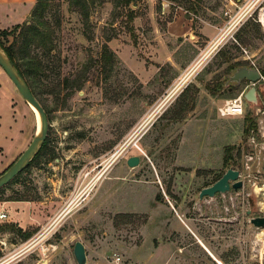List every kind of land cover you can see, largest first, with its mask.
Here are the masks:
<instances>
[{"label":"rangeland","instance_id":"1","mask_svg":"<svg viewBox=\"0 0 264 264\" xmlns=\"http://www.w3.org/2000/svg\"><path fill=\"white\" fill-rule=\"evenodd\" d=\"M46 2L40 28L51 36L52 52L37 39L27 52L31 66L42 68L38 100L49 121V151L0 188V212L24 199L34 206L12 214L26 217L32 209L35 218L26 222L9 212L0 220V264H78L77 241L87 264H218L190 232L173 245L177 258H168L174 234L164 193L228 264H264V227L251 222L264 216V78L257 83L259 103L246 101L243 115L227 121L218 111L249 88L245 80L230 91L226 77L234 68L255 66L264 76V0ZM178 16L183 22L173 27H182L168 31ZM0 21V28L9 24ZM105 47L114 56L110 72ZM0 52L11 61L1 45ZM4 84L22 99L0 65ZM23 100L11 134L5 128L17 102L1 99L0 177L38 135L39 119ZM217 135L224 146L233 143L227 163L206 161ZM134 155L141 163L130 167ZM229 168L240 172L243 186L200 199L201 189ZM10 224L33 233L25 239Z\"/></svg>","mask_w":264,"mask_h":264},{"label":"crops","instance_id":"2","mask_svg":"<svg viewBox=\"0 0 264 264\" xmlns=\"http://www.w3.org/2000/svg\"><path fill=\"white\" fill-rule=\"evenodd\" d=\"M36 2H37V0H0V20L9 22V24L0 28V30L1 29H8L9 27L11 28L13 26H16L17 24H21L24 21H26L29 18L31 11H32L34 5L36 4ZM179 18L183 22L182 16H178L175 20L169 22L168 31H174L175 32L182 27L183 23L181 24V26L173 27ZM1 22L2 21H0V24H1ZM2 97L5 98L6 100H8V102L10 101V103H12L13 100H15V102H17V104L14 108V111L11 110V112H10L11 117L8 120L7 126L5 128V130L10 131L11 134H14V133L16 134V131L18 130V128H17L18 123H19V120L21 118L20 115L24 111L23 107H25L24 106L25 102H23L24 98L22 96V99H20L18 96V92H17L16 88H14V87L12 88V86H10L8 84H6V85L4 84L2 87H0V105H1ZM12 106H13V104L11 105V109H13ZM23 114L24 113H22V116H23ZM221 117H224V116H221ZM227 117H239V116H226L225 117L226 120H227ZM227 121H229V120H227ZM1 125H2V123H0V127H1ZM238 132H240V127H239V129H237V134L235 135L236 136L235 138H238V136H239ZM231 138H233V140L232 139L231 140L234 141V136H232ZM210 139H211V137H210ZM215 140H218V141L215 143H210L205 149V154L207 156L206 161L207 162H215V163L222 162V161L224 162L225 147L228 145H233V143L232 144L228 143L226 146H224V144L221 141L222 139L219 138V135H217V139H215ZM212 156L214 157V159L212 158ZM164 194H165L167 199H165V204H162V205L163 206L165 205L169 209V218H168L169 231H171L172 234H174L173 236H171V237H174V239L172 240V238H169V240H168V258L170 260H173V261L177 258V256H178L177 252L178 251H176V250H178V249L175 248L173 245H175V243H177L180 240V237H184L190 232V233H193L195 235L196 240L199 243V245H201V247L203 249H205V251L207 253H209V255L218 264H220V263L221 264H228L227 261L222 256L219 257L218 255H216L206 245V243L201 239V237L196 234L195 228H194L196 226H195L192 218H188L187 214L184 215L182 213L181 204H178L177 202H173L172 199L169 197L168 193H164ZM27 202H29L30 204H28ZM23 204H27L28 207L30 205L34 206V204H32V201H23V200L13 201L9 204L5 203L4 206L9 208V212L12 214L11 211L13 209L15 212H18L17 210H19V209L20 210L25 209V208L19 207L20 205H23ZM31 211H32V209H29L27 211L28 213H27L26 217L19 216L18 214H15V215L12 214V216L15 219L24 218L26 222H29L30 219L35 220V218L33 216H31Z\"/></svg>","mask_w":264,"mask_h":264},{"label":"water","instance_id":"3","mask_svg":"<svg viewBox=\"0 0 264 264\" xmlns=\"http://www.w3.org/2000/svg\"><path fill=\"white\" fill-rule=\"evenodd\" d=\"M0 65L4 68L6 73L12 79L21 95L31 104L36 106L41 113L42 118V133L40 136H36L28 148L17 159L9 171H7L2 177H0V188L8 184L13 180L23 168L32 160L42 143L46 140L49 130V121L47 112L43 105L39 102L36 96L33 94L31 88L22 79L20 74L15 70L16 68L11 61H8L0 52ZM229 82L235 86L239 85L242 81H248L251 85L245 92L244 96L248 102L258 104L259 103V90L257 83L261 80L262 74L255 66H239L228 75ZM127 163L130 167L137 166L141 163V157L134 155L128 158ZM240 172L236 169L229 168L221 178L210 186L201 189L199 197L211 198L217 193H226L234 188L238 190L243 186V182L239 180ZM251 222L256 227H264V216L252 217ZM74 254L78 264H87V253L83 242L77 241L74 246Z\"/></svg>","mask_w":264,"mask_h":264},{"label":"trees","instance_id":"4","mask_svg":"<svg viewBox=\"0 0 264 264\" xmlns=\"http://www.w3.org/2000/svg\"><path fill=\"white\" fill-rule=\"evenodd\" d=\"M46 1L47 0H37L29 16V21L26 20L21 24H17L16 26H13L11 30L2 29L0 31V45L3 47L5 53L7 54L11 62H13L18 73L20 74L22 79L26 82V84L31 88L33 94L36 96L37 99L40 96L37 77L40 75V71L42 68L40 67L38 69L37 68L38 66L35 68L31 66L32 62L29 58L30 55L27 52V48L31 45L32 40L37 39L38 42L43 47L44 51L48 53L52 52V47L50 46L52 42L51 36L48 33H46L43 28H40V25L43 24L42 19L46 11V3H47ZM127 1L128 3H130L132 0H127ZM169 21L171 22L173 21V19H170ZM10 36H13L12 41H10ZM102 56H103L104 68L108 69V72H110L114 65L113 52H111V50H109L108 47H105ZM250 130H251V126L250 125L247 126L245 122V130H244L245 133L249 134ZM48 141L49 140L46 139L42 143L41 147L39 148L35 156L32 158L27 168L30 167L31 165H34V163H38L43 158L44 155H47L49 151ZM233 148H234L233 145H228L225 147L224 163H227L228 160L230 159ZM161 197H162L161 194L157 195V199H160ZM10 225L12 227L14 226L16 231L19 234H21L25 239H28L33 233L32 231L23 230L19 226H15L13 224Z\"/></svg>","mask_w":264,"mask_h":264},{"label":"built area","instance_id":"5","mask_svg":"<svg viewBox=\"0 0 264 264\" xmlns=\"http://www.w3.org/2000/svg\"><path fill=\"white\" fill-rule=\"evenodd\" d=\"M263 15H264V13L260 14L259 20H262ZM263 78H264V76L262 75L261 79H263ZM250 85L251 84L249 83L247 86L250 87ZM246 91L247 90L245 89L241 93H239L237 96L226 99L224 101V103L218 108L219 114L221 116H224V117L243 115L245 113V108H246L245 104L247 101L245 96H244ZM259 99H261L260 93H259ZM259 124H260L259 125V131L262 132V135H264V119L261 120ZM250 138L253 142H255V135L254 134H252ZM5 219H8V213L1 211L0 212V220H5Z\"/></svg>","mask_w":264,"mask_h":264},{"label":"bare ground","instance_id":"6","mask_svg":"<svg viewBox=\"0 0 264 264\" xmlns=\"http://www.w3.org/2000/svg\"><path fill=\"white\" fill-rule=\"evenodd\" d=\"M2 55L6 58V56L2 53ZM7 59V58H6ZM16 70V69H15ZM191 72H193V70L192 71H190V73ZM189 73V74H190ZM188 78V75L184 78V79H187ZM183 79V80H184ZM182 80V81H183ZM179 84H180V82H179ZM178 87V86H177ZM176 90L177 89H175L169 96H168V98H167V100L169 99V97L170 96H173L174 95V93L176 92ZM30 105L32 106V108H33V110H34V112L36 113V115H37V117H38V119H39V130H38V132L40 131V133H38L37 132V136H40L41 135V133H42V118H41V113H40V111L38 110V108L36 107V106H34L33 104H31L30 103ZM257 188V187H256ZM259 191H260V188L258 189ZM262 191H264V189H262ZM221 264V263H220Z\"/></svg>","mask_w":264,"mask_h":264},{"label":"flooded vegetation","instance_id":"7","mask_svg":"<svg viewBox=\"0 0 264 264\" xmlns=\"http://www.w3.org/2000/svg\"><path fill=\"white\" fill-rule=\"evenodd\" d=\"M233 71V70H232ZM232 71H231V73H232ZM230 73V74H231ZM226 81H228V85H230V91H232L233 90V88L235 87V85H233V84H231L230 82H229V78H228V76L226 77Z\"/></svg>","mask_w":264,"mask_h":264}]
</instances>
